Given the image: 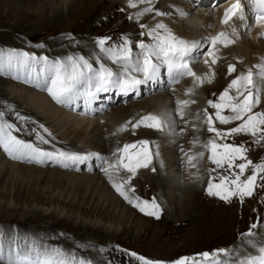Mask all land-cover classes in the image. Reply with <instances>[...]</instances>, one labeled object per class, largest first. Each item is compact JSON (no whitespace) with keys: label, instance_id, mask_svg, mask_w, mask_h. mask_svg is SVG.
<instances>
[{"label":"rangeland","instance_id":"374dc122","mask_svg":"<svg viewBox=\"0 0 264 264\" xmlns=\"http://www.w3.org/2000/svg\"><path fill=\"white\" fill-rule=\"evenodd\" d=\"M70 1H73L75 5L79 2L78 0H8V6L2 7L0 11V52L5 53L2 49H14L20 52L24 50V52H28V50L26 51L22 47L7 46L6 44L21 38V40L25 39L24 41L34 48H45L50 42L59 41L64 45L57 48V50L63 52L62 50L66 47L65 45L70 46L73 44L75 48L76 46L80 48L83 45L90 44L96 46L97 38L105 36L111 38L107 44L113 46L121 43L122 38L126 37L132 42L130 46L133 49L134 46H136H133L135 41V39L132 38L133 35L135 34L134 36L136 37L139 35L141 36V33L145 32L154 20L150 19L148 23L144 24L147 27L142 29L140 27L141 24L139 25L138 23L140 20L138 21L136 19L135 21V19H129L133 14H129V11L124 10L122 5H118L108 16L106 13L96 10L93 11V13L90 11L83 15V13L81 14V12L75 8L72 16L68 18H66L67 16L65 17L66 20L64 25H56L53 27L47 25V27H45V21L50 20L56 13L55 11L61 9L64 2L67 3ZM101 1L102 0H98V3L100 4ZM185 2L187 4L189 0H185ZM199 8H201V6L195 7V12L198 11ZM194 10L191 11L192 14L190 16L195 13ZM151 13L152 12L145 13L140 17L150 18L152 16ZM168 18L170 19L171 17ZM35 25L36 29L40 25L41 28L39 27L36 31H33V26L35 27ZM138 29H141L140 34L135 33V30ZM177 36L182 37L180 35ZM245 41L249 44L253 43L250 37L246 38ZM208 49L209 47L207 48L206 46V48L201 50L203 56L201 55L198 62H196L198 63L197 71L202 76L205 74L204 67L207 68V66H204L205 61L203 57L206 53L205 51ZM138 50L133 49V53L137 54ZM46 51H35L30 49V54H34L37 58L47 57L49 61L58 59L49 57ZM68 53L70 52L68 51ZM61 58L63 57H59V59ZM41 63H43V61L34 63L35 66L33 65L32 68L33 76L39 73L41 78L43 77V64ZM100 63L106 62L100 61ZM232 64L235 65V62ZM106 65L115 68V66L111 64ZM227 68L228 66L220 68L218 64H216L214 69L215 75H212L211 82L209 83L205 80V82L199 84L198 87L194 82L195 88H191L192 84L190 82L194 78L190 79V76H184L170 87L166 84L162 91H149L140 94L138 98L129 99L128 101H121L119 99L113 101V99L109 97V95L113 96V91L100 93L99 97L101 98L97 99L98 104H96V108H106V110L96 111L95 116L92 118L101 119L100 129L104 134L108 135L110 139L108 140L106 138V140L103 141H107L104 146L105 156L103 158L105 159L101 160L98 165H93V160H87L79 164L75 169L69 168V165L68 167H60L62 168L60 169L56 166L61 164H57L54 160H50L55 162L56 165L54 166L47 165L46 163V165L38 164L27 160H15L0 149L2 151L0 152V168L2 163L5 162L9 165L13 163L17 165H31L38 168V170L42 169L41 171L44 172H48L50 169L57 172L56 170L60 169L66 174L75 175L80 173V175H94L96 178L100 174V176L106 177V182L107 178L110 176L115 179V184L122 185L123 191L129 198L126 201L120 198V201H123V203H121L115 200L116 197H122L116 189V192H112V189H110L111 192L108 194H104L100 192V188L95 189L94 187H82L81 190L75 191L76 187L74 185L72 187L70 185L57 187L56 184L49 182L48 179L44 177L40 180L23 179V177L17 179L16 175L13 173L4 176V173L0 169V240L8 243L15 240L21 247H24L28 243H35L36 245H44L49 248H59L77 258L89 260L91 264H141L140 261L126 255L125 252H135L147 259L162 260L171 264V262L185 256H195L197 260H200L201 257L196 254L205 251L212 253L213 250L220 248H235V254L228 258L230 261H235L241 258V256H239L235 259V256L238 255L240 248L246 245L249 240L248 237L242 238L241 234L248 232L250 226L253 224H259V226L254 229L256 233L260 229H263V233L259 240L264 241L262 238L264 236V183L258 181L253 196L245 197L243 202H241L238 197H232L230 201H224L217 196H211L207 193L209 180H213V183H220L221 177L228 176L234 178L232 174L239 172L235 164L244 162L243 160L237 159L232 169H229L227 165L223 168H218L215 164L212 165H215L216 168L210 167L208 169L205 160V153L208 150L203 147V144L207 143L208 140L215 139L216 142L220 144H242L247 148V159L252 160L254 164L264 163V140L260 141V144L255 142L259 137V133L256 138L248 141L246 137H237L239 134L230 135L226 138H219L216 137L215 133H209L207 131V125L204 123L206 115L203 107L206 105L208 111L212 112L213 108L207 103V99L212 100L214 103L219 102L220 94L228 87L232 79L229 78L232 73L230 74L227 72L226 76L224 75L225 80L217 87V79L223 75L224 70L226 71ZM14 70L15 69H13V72L16 74L14 73V75H11L13 72L8 71L7 65L5 64V66L0 69V78L7 79L14 84L24 85L27 88H37L34 83L24 82L26 73L25 75H21L20 79H17V72ZM21 72L22 70L20 73ZM16 84L14 85L15 87ZM176 84H179L180 88H187L185 90L191 88L192 92L198 91L199 93L200 90L202 91L200 100L198 99L193 104L196 108L190 107L194 112H188L189 110L182 109L184 118H181L176 123V127L178 128V130L176 129L178 139L175 145H178V147L174 146L177 150L173 151L174 148L171 146L172 143L168 142L170 141V138L168 139L169 136H166L163 132L159 133L158 130L144 126L133 129L132 123H135L140 117L144 116V114L135 115L123 120V130L116 133L118 124H114L115 121L113 122V115H115L116 112H119L122 108L127 111V109H130V105L133 104V101L135 104L143 103L146 98L154 97L160 92L166 94L173 93L174 95L177 91H180L179 87L176 90L173 88ZM10 87L11 85L8 86L1 82L0 93L8 94V99L19 100L20 98L17 96V93L12 92L10 94V91L13 89ZM40 90L41 91H36L39 92L38 95L43 94L45 97L49 96L48 98L51 99L47 91L43 89ZM234 91V89L231 90L230 94L232 95ZM261 97L264 99V94H262ZM23 101L24 100H21L23 108L30 109L32 112L34 111L37 115L39 114L42 117L39 118L44 122V126L48 130L47 132L51 133L52 139L54 137V139H60L61 141H69L77 131H80L79 129L86 125L89 121V117L91 118V116L88 115H85L86 118H83L80 116L84 115L81 112L73 111L70 107L60 105L59 107L63 109L62 111L65 109L70 110L69 113L64 114L66 118L72 113L71 115H73L75 119H73V117L56 119V116L51 117L47 113L43 114L41 111H38L36 107H33L31 103H28V101ZM262 102H264V100H261V103ZM73 107L75 108V105ZM259 107L260 111L261 107L264 109V103H262V106L257 105L255 110H259ZM6 110L5 103L1 100L0 111H3L6 115L2 119L11 122L12 111L6 113ZM8 111H10L9 108ZM191 113L192 117L189 116ZM223 114L230 115L231 111L224 109ZM14 116L16 120L17 115ZM197 117H199L198 120L201 122L200 124L197 122ZM78 119L79 121L81 119L84 120L82 123L83 125L79 126ZM15 120L11 123H14L21 131H14L13 134L26 141H34L36 142L35 144L38 145V142L35 141L36 132L40 134L42 129L34 126L32 129L36 131L33 132L32 129L29 128V123H24V121H22V124L19 125L16 124ZM129 121L132 123H127ZM214 125L220 131H227L229 128L235 127V122L232 121L227 125H222L219 121H214ZM197 130L199 132H196ZM66 133H70L68 138H66ZM112 136L116 137V141L112 139ZM195 139H197V141H195ZM141 140H148L150 142L155 141V144H149V150H154L158 145L160 155L159 157L153 158L152 164L147 167L148 169L137 168L135 175H132L127 169L117 164L120 156L123 155V153L118 150L123 149L125 144L136 145L137 142ZM167 142L170 145H168ZM195 142L198 148H203L204 157L200 160H193L196 166L192 167L188 163V156H195L196 153H198V151L194 150ZM140 147L141 145L129 149L128 153L134 150V152H136ZM56 150V148H52L50 151ZM113 150H115L112 155L114 156V160L110 158V153ZM167 150L169 153L166 152ZM171 152L174 153V157L170 156L173 155ZM161 155L163 166H161V162L159 161ZM108 159L113 161L115 170H112L111 173H107V175L104 169H106ZM127 162V159H125L124 163ZM174 164H177L176 167ZM153 168L156 170L153 171ZM170 168H175L176 170L171 169V171ZM212 168H214V170H212ZM143 172H146L145 175H147L148 178L143 175ZM121 173L124 175H120ZM250 174L251 168L241 176V179H245L246 176ZM139 176L140 179H137ZM176 176H178V185H182L186 193L184 192V194H181L179 189H176L173 185L175 181L172 182L171 178L174 179ZM104 177L101 178L104 179ZM120 177L122 178L120 179ZM157 177L160 179L163 177L165 181L168 179L172 186L166 185L161 189L157 182ZM200 178H202L201 182ZM196 184V189H193L192 187ZM31 191L42 193L47 201L29 197ZM53 196H55L54 199H52ZM153 198H155L156 202L160 205L159 219L141 212L139 208L135 206V203L129 202V200H131L139 203L146 200L151 203ZM109 199H111L113 203H111ZM77 201L83 202V205L89 207V210L84 211L83 209H76L70 207L68 204V202ZM97 206H100L103 211H106V214L93 211ZM257 236L258 235L255 237ZM73 238H76V242H73ZM116 246H119L120 250H117ZM251 255L255 256L257 254L254 255L253 253Z\"/></svg>","mask_w":264,"mask_h":264},{"label":"snow or ice","instance_id":"6c2138e0","mask_svg":"<svg viewBox=\"0 0 264 264\" xmlns=\"http://www.w3.org/2000/svg\"><path fill=\"white\" fill-rule=\"evenodd\" d=\"M192 4V9L185 11L184 9H177L181 18H186L191 14L195 7L200 6V0H189ZM138 3L146 4L142 10L137 11L129 19H138L145 13L153 11L151 6L153 0H128V6L135 8ZM210 6L214 9L218 6V0H210ZM156 16L170 15L168 12L156 11ZM211 15V13H209ZM239 21V25H234L231 32L221 31L215 36L205 37L202 40H188L177 36L173 30L164 23H157L147 32H142L141 35L151 37L150 43L144 41L138 42L136 45L140 51L137 54L133 53L130 46L132 44L126 37L122 38V42L113 46L107 44L110 37L97 38L96 44L100 53L107 56L112 61L113 68L104 63H99L101 56H95L91 60L84 56H68L63 59H55L49 61L47 57L37 58L34 54L28 52H20L17 50H9L6 54L0 52V69L5 66V60L9 71L15 69L17 72L16 78L20 79V71L26 73L25 83H34L37 88H41L51 96V98L61 106L72 107L83 98L87 103L91 104L99 98L100 93H107L112 89L118 90L120 94L127 95L128 93H137L141 85H148L149 82L160 83L161 69H166L168 76V86L172 83L178 82L179 78L190 76L194 78L197 85L203 84L205 79L211 82V78L207 74L202 77L198 76L191 67V64L198 62L199 57L203 55L201 48L207 43L211 51L207 52L209 57H212L211 63H217L219 59L215 55L217 45L228 47L235 43V39L241 35L238 32V27L246 29L243 35H247L253 25H259L264 28V0H234L223 13L221 23L228 25L231 21ZM143 29L147 27L141 24ZM264 37V32L260 33ZM43 61V77L37 73L33 76L32 68L34 63ZM205 63H209L205 60ZM98 64V66H95ZM257 71H253V69ZM236 71V66L230 64L228 72L231 74ZM139 73L141 75H136ZM215 75L214 73L212 74ZM235 90V95H231L230 91ZM187 92H192L188 89ZM264 94V57L261 58V63L250 67L246 72H241L232 79L228 87L220 94L219 102L208 100L207 103L215 109L214 116L207 113L205 110L206 120L209 133H215L216 137L226 138L235 134H251L256 138L255 142L259 143L264 140V111H253L257 105L261 104V96ZM189 103L195 101H177L178 105L187 106ZM10 107V106H9ZM230 109V115H224L223 110ZM105 109H90V111H101ZM176 112L183 117L184 113L180 107ZM18 120L28 122L30 118L16 114ZM5 116L3 111H0V147L8 154L9 157L15 160H27L37 163H44L46 160H54L68 167V161L84 162L90 157L98 156L95 152H68L64 150L47 151L32 141H26L18 138L13 134L14 131L19 132L21 129L17 128L14 123L2 119ZM199 119V117H197ZM214 121H219L222 125H227L232 121H241L236 127H231L227 131L218 130ZM127 123H132L131 121ZM176 120L173 114L165 111L162 115L148 113L140 117L135 123H132L133 129L144 126L150 129H155L163 133L175 136ZM45 132L47 128L40 125ZM123 130V126L122 129ZM35 132V129H32ZM51 135V133H49ZM36 139L42 143H49L44 136L36 132ZM175 144V140L169 141ZM155 144V141L141 140L137 144L141 145L140 149L133 154H129L128 150L136 148V145L125 144L123 149L118 151L123 155L117 161V164L127 169L132 175H135L137 168H147L153 162L154 157H159V146L152 151L149 150V144ZM203 147L210 152L208 159L218 168H223L225 165L232 169L237 159L244 162L235 164L239 169L238 173H233L234 178L228 176L221 177L220 183H213L209 180L207 193L211 196H217L224 201H230L232 197H238L241 202L245 197L253 196L257 187V182L264 183V163H255L247 159V149L244 145H235L232 143H217L215 139H210ZM204 157V152H198L195 156H188V163L195 167L193 160H199ZM101 159H105L101 157ZM127 159V163H124ZM161 166L163 162L161 161ZM115 165H109L104 169L105 173ZM251 168V174L241 179L247 170ZM153 171L156 169L153 168ZM111 179V177L109 176ZM230 185V187H229ZM113 187L126 200L129 199L127 194L123 191L122 185L113 184ZM139 199V198H137ZM130 203H135L141 212L149 216L160 217V205L155 198L149 201H141L136 203L129 200ZM151 209V210H149ZM259 224L250 226L248 232L242 233V238L248 237V243L252 247H256L255 241L251 239L258 235L254 229ZM117 250L119 246H116ZM103 250V249H101ZM259 254L255 256H246L244 259H237L230 261L228 258L233 256L236 252L232 249H215L212 253L207 251L196 254L201 257L197 260L193 257H181L171 264H264V246L259 247ZM126 255L137 259L141 264H168L162 260L147 259L135 252H125ZM0 264H91V261L84 258H77L74 255L65 252L59 248H49L44 245H36L35 243H28L21 247L15 240L11 243L0 240Z\"/></svg>","mask_w":264,"mask_h":264},{"label":"bare ground","instance_id":"6f19581e","mask_svg":"<svg viewBox=\"0 0 264 264\" xmlns=\"http://www.w3.org/2000/svg\"><path fill=\"white\" fill-rule=\"evenodd\" d=\"M7 1L8 0H0V11H1L2 7L8 6L9 3H7ZM78 1L79 2L76 3V5L74 4L73 1H70V2H67V3L64 2L62 7H61V9H59V10L57 9L58 11H55L56 13L52 16V18L50 20H48V21H45L46 22V26L45 27H47V25H50L52 27L56 26V25H64L66 18H68V17L73 15L75 8H77L81 12V14L83 13V15L87 14L90 11H92V13H93V11L96 10L98 12L106 13V15L108 16L112 12L113 9L118 7V5H122V8L124 10L129 11V14H131V15L136 13L137 11L142 10L144 7L148 6L146 4L138 3L135 8H132V7H129L127 5L128 0H102L100 2V4L98 3V0H78ZM220 1L222 2L224 0H220ZM227 1L228 2H234V0H227ZM14 6H15V4H14ZM151 6L153 7V11L151 13L152 16L150 18H148V17H139L137 19L138 21L140 20L138 22L139 25L140 24H146V23L149 22L150 19H154L152 24L150 25V27L147 28V30L145 32H147L150 28L154 27L157 23H164V24L168 25L173 30V32L176 35H180L183 38L188 39V40H202L205 37L215 36L218 32H221V31H226V32L230 33L231 32V28L234 25H239L240 24L239 21H235V20L231 21L228 25L222 24L221 23V17H222V14H223V7H215L213 9L210 6V1H200L201 8H199L198 11H196V12L194 10L195 13H193V15L190 16L192 14L191 13L186 18H181L179 16L178 12H177V9H184L185 11H188L189 9H192V4L190 2L186 4L185 0H167V1L166 0H157V1L153 0V3H152ZM154 11L168 12V13H170V15L156 16ZM209 13H211V15H209ZM49 15H50V13H49ZM168 17H171V18L169 19ZM135 21H136V19H135ZM51 24H53V25H51ZM135 24H136V22H135ZM40 26H38V28ZM37 29H36V25H35V27L33 26V31H36ZM135 31H136L135 33H139V34L141 33V29H138V30H135ZM245 31H246V29L238 27V32H240L241 35L239 36V38L232 37L233 39H235V43L234 44L229 45L228 47H223L221 45H217V50L215 51V55L219 59L217 60V63H215V64L211 63L212 57H209L207 55V52L211 51L212 49L210 48V46L207 43H205L203 45L201 50L203 48H206V46H207V48L209 47V49L205 51L206 53H205V55L203 57L204 61L205 60L209 61V63H207V64L204 62V66H207V68L204 67V70H205L204 76L207 74V76L210 77L211 80H212V74L215 71L214 69H215V65L216 64H218V67L224 68L226 66H229L233 62H235L236 71L232 72V75L229 77V78L235 79L236 76L239 75L241 72H246L250 67L261 63V58L264 57V37H261V35H260V33L262 32V28L259 25H253L250 30H247L248 31L247 35H243V33ZM134 35L132 37V38L135 39V41L133 43V46L137 45L138 42L143 41V40H145L144 41L145 43H150L151 42V37H148L146 35H141V36L137 35L138 37H136ZM248 37H250V40L253 41L252 44L246 43L245 40ZM21 39H19V40L16 39L15 41H11V42L6 43V44H7V46L12 45L14 47H17V46H19L20 48L22 47L26 51L28 50L29 53H30V49L31 50H35V51H39V50H45L46 51V50H48V51H46V54L49 57L58 58V59H59V57L65 58V57H68V56L81 55V56H84L85 58H89L91 60L95 56H101L102 58L100 59V61L106 62L104 64H111L112 66L117 67L116 65H113L112 61L109 60L106 55H104L103 53H100L99 48L97 47V45L96 46L95 45H91V44L90 45H83L80 48L77 47V46L75 48V46H73V44L70 45V46L65 45L66 47H64V48L62 47L63 48V50H62L63 52H61V51L57 50V48H60L64 44L62 42L60 43L59 41H52L49 44L46 43L47 46H48V49H47V46H45V48H41V47L40 48H34V47H31L30 44H28V43H26L24 41L25 39L24 40H21ZM134 49L138 50L139 48L137 46H134ZM2 50L5 51V54H6L11 49H2ZM22 51L24 52V50H22ZM68 51L70 53H68ZM139 51L140 50H138V53H139ZM63 58H61V59H63ZM100 61H99V63H100ZM5 64H6V60H5ZM41 64H43V63H41ZM225 64H227V65H225ZM197 65H198V63H193V64H191V67L193 68V71H195L198 76H202L197 71ZM95 66H98V64H96ZM7 70H8V68H7ZM11 71L13 72V70H11ZM163 71L165 72L166 69H163ZM253 71L255 72V71H257V69L254 68ZM227 72H228V68H227L226 71L224 70L223 75L220 76L219 79H217L218 80L217 81V87L221 83H223V81L225 80L224 79V75L226 76ZM14 73L15 72H13V74H11V75H14ZM21 75H25V72L23 70L20 73V77H21ZM136 75L139 76V73H136ZM204 76H202V77H204ZM25 77H26V75H25ZM190 79H193V77H190ZM164 80H165V84H167L168 81H167V79H165V77H164ZM205 80L208 81L207 79H205ZM187 81H185V82H187ZM192 81H190L191 84H192L191 88H195L194 79ZM1 82L6 84V85H8V86L11 85V87L13 89L10 91V94L12 92H15V93H17V96L20 98L19 100H14V99H11V98L8 99L7 98L8 94H3V93L1 94L0 93V99L2 101H4L5 108L7 109L6 113L12 111L11 112L12 113L11 122L13 120H15L14 119V117H15L14 115L19 113L21 116L30 118L28 120V122H27V123L30 124V126H29L30 129H32L34 126L35 127H40V125H44V122L42 121V119L40 120V118H42V117L39 114L37 115L36 112H34V111L32 112V110H30V109L23 108L21 100H24L23 102L28 101V103H31L33 105V107H36L38 109V111H41L43 114L47 113L51 117L56 116L57 117L56 119L64 118L65 117L64 114L65 113H69V111H70V110H67V109L62 111L63 109H60V107H59L60 105L57 104L52 98L51 99L48 98L49 96L45 97L43 94L42 95L41 94L38 95L39 92H36V91H41L40 90L41 88H27L24 85H20V84H16V83H15L16 84V87H15L14 83H11L7 79H3V78L2 79L0 78V83ZM165 84L162 85L161 83H154L152 85L149 82V86L141 85L140 89H139V91L137 93L130 92L127 95L121 94V95H119V97H117L116 94H115L113 96L109 95V97H111L113 99V101H115L117 99H119L121 101H125V100L128 101L129 99L132 100L134 98H138L139 97V93L140 94H144V93L149 92V91H157V90L158 91H162V89L165 88L164 87ZM174 84H172V85H174ZM179 86H180L179 84H176L175 86H173V88L176 90ZM198 86L199 85H197V87ZM181 87H182V84H181ZM185 89H187V88H185ZM185 89L180 88V91L179 92L177 91L178 93L176 92V94H174V95H173V93L172 94H170V93L166 94V93L160 92L159 94L155 95L154 97L146 98V100L143 103L135 104V102L133 101V104L130 105V109L129 110L127 109V111L124 108L120 109L119 112L115 111L116 113H115V115H113V122L115 121L114 124H118L117 129H116V133L121 131L122 121L123 120H125V119H127L129 117L135 116V115H140V114L146 115L148 113H152V114H156V115H162L165 111H169V112H171L173 114V118L176 120V123H177L178 120H180L181 118H184V117H181L176 112V109L178 107H180L181 109H184V110H189L188 112H194L190 107L196 108L193 105V103H189L187 106H183V105H178L177 101H183V100H188V101H193L194 100V101H197L198 99L200 100V96H202L201 95L202 94L201 90L199 91V93H200L199 94L198 91H194L192 93H189ZM16 91H18V92H16ZM232 95H235V91L232 93ZM208 100L209 99H207V101ZM261 100H264V99L261 97ZM262 103H264V102H262ZM262 103L259 106H262ZM8 108H9L10 111H8ZM70 108L76 110V108H74L73 106L70 107ZM164 109H165V111H164ZM203 110H204V112H205V110H207L208 114H211V115L214 116L215 109H213L212 112H209L208 111V107L205 105L203 107ZM228 110H230V109H228ZM253 111H260V107H259V110H255L254 109ZM261 111H264V109L262 107H261ZM79 112H81V111H79ZM71 114H69L67 116V118L73 117V119H75L74 116L71 115ZM80 116L83 117V118H86L85 115H80ZM88 116H91V118L89 117V121L86 123V125H84V127L79 129L80 131H77L75 133V135H73V137H71V139L69 141H61L60 139L59 140L58 139H54V137L52 139V136L49 135L48 132H45L41 128L42 131L40 132V134H42V136H44V138L46 140H49V143L44 144L40 140L36 139L35 141L38 142L37 146H39V147H41V148H43V149H45L47 151L52 150V148H56L57 150H64V151H68V152H81V153L95 152L96 151L95 153H98L99 155L90 157L88 160L89 161L93 160V165H98V163H100V161L102 160L101 157L105 156L104 146H105V143L107 141H105V142H103V141L106 140V138L108 140L110 138H109L108 135L104 134V132H102V130L100 129V121H101V119L100 118H92V117L95 116V114L88 115ZM189 116L192 117V113ZM67 118L65 117V119H67ZM193 119H195V118H193ZM15 121H16V124H19V125L22 124V120L16 119ZM78 121H79V119H78ZM83 121L84 120H82V119L79 121V126L83 125L82 124ZM197 122H199V124L201 123L198 119H197ZM234 122H235V127L239 123H241V121H234ZM24 123H26V122H24ZM48 123H50V122H48ZM18 127H20V126H18ZM175 129L178 130L176 125H175ZM160 132L161 131H159V133ZM196 132H199V131L197 130ZM176 133H177V131H176ZM66 134H67L66 138H68L70 133L69 134L66 133ZM166 136H169L168 139L170 138V140L174 139L175 141H177V139H178V133L175 136H172L171 134H168ZM237 137H246V140H248V141H250L251 139L254 138V137L251 136V134H246V133H241ZM112 139L116 141V137L115 136H112ZM195 141H197V139H195ZM168 142H167V144L170 145ZM33 143L35 144L36 142L33 141ZM174 145L175 144H171L172 148H174L173 151L177 150V148L175 146L178 147V145H175V146ZM110 146H111V144H110ZM110 146H109V148L111 149ZM136 146H140V145L136 144ZM0 149L3 152H5L4 149H2V147H0ZM1 150H0V152H2ZM194 150L198 151V152H201V151L204 152L202 147L198 148L196 142H195V145H194ZM114 151L115 150H113L110 153V158H112L113 160H114V156H112V155L114 154ZM166 152L169 153L168 150ZM133 153H135V152L133 151V152H130L129 154H133ZM171 154H173V155H170V156L174 157V153L171 152ZM205 154H206L205 155L206 156L205 160H206V163H207V168L209 169L210 167H215V165H212L213 163L210 160H208V156L210 155V152L206 151ZM161 159H162V155L159 158L160 162H161ZM174 159H176V158H174ZM164 161H166V160H164ZM9 162H11V161H9ZM35 163H37V162H35ZM45 163L47 165H53V166L56 165L55 162L50 161V160H46L44 163H38V164L46 165ZM67 163L69 165V168H73V169L77 168V166L79 164H81V162L74 163V162H71V161H68ZM57 164H59V163H57ZM113 164H114L113 161L108 159V162L106 164V168H108L109 165H113ZM176 165L177 164H174L175 167H176ZM56 167L60 168V167H63V165L62 164L61 165H57ZM88 168H91V167H88ZM0 169L4 173V176L8 175L9 173H13V174L16 175L17 179H21L23 177V179L40 180V179H42L44 177V178H47L49 182H51L53 184H56L57 187H60V186L63 187L64 185H70L72 187L74 185L76 187L75 191L76 190H81L82 187H86V188L94 187L95 189L100 188L99 189V190H101L100 192H103L104 194L105 193L108 194L109 192H111L110 189H112V192L115 191V188L113 187V184H115V179H113V177H111V179L107 178V182H108L107 183L105 181L106 177L100 176V174L97 176V178L94 175H86V174H83V175L81 174L80 175V173L79 174H75V175L66 174L62 170H60L62 168H60L59 170L57 169L56 170L57 172L52 171L53 169H50V171H48V172H44V171H41L42 169L38 170V168H36L34 166H31V165L30 166L29 165H25V164H18L17 165L15 163L9 165V164H6L5 162L2 163ZM147 169H145V170H147ZM171 169L172 168H170V170ZM63 170H64V168H63ZM112 170H115V168L113 167V168L109 169L108 173H111ZM172 170H176V169L174 168ZM212 170H214V168H212ZM145 174H146V172H143V175L146 177L147 175H145ZM120 175H124V174L121 173ZM101 177H104V179H102ZM121 178L122 177H120V179ZM147 178H148V176H147ZM157 178H158L157 182H158L159 187L161 189L164 188L166 185L167 186H172L169 183L168 179L165 181L163 179V177H162V179H160L159 177H157ZM177 178H178V176H176L174 179L171 178L172 180L171 179L170 180L172 182L175 181L173 185L176 187V189H179V192H181V194H184V192L186 193V190L182 187V185H180L181 187L178 185ZM137 179H140V176ZM99 181H100V184H99ZM201 181H202V178H200V182ZM196 187H197V184L194 185L192 188L196 189ZM23 194H24V192H23ZM29 197H32L33 199H37V200H41V201H47V199H45L43 197L42 193H39L38 191L37 192L36 191H31ZM54 198H55V196L52 197V199H54ZM120 198H123L126 201V199L123 196L122 197H118V198L116 197L115 200L118 201V202H121ZM109 200L111 201V203H113L111 199H109ZM115 200H113V201H115ZM121 203H123V201ZM68 204H69L70 207H73V208H76V209H81V210L83 209L84 211H88L89 210V207L83 205L84 203L81 202V201L71 202V203L68 202ZM93 211H95V212L99 211V212H102V214H106V211H103V209L100 206H97V208H95ZM91 230H93V229H91ZM257 233H258L257 237H252L251 238V239H253L255 241L256 247H252L247 241V244L240 248V250L238 252V255L235 256V259L237 257L241 256V258H240V260H241V259H244V257L249 256V255H251L253 253H254V255L255 254H257V255L259 254V251H258L259 247L264 246V241L259 240L260 236L263 233V229H260ZM262 238L264 239V236ZM73 242H76V238H73Z\"/></svg>","mask_w":264,"mask_h":264}]
</instances>
